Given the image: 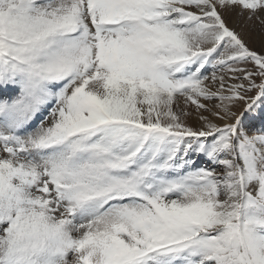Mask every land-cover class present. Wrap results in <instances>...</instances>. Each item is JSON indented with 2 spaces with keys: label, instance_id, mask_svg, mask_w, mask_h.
Masks as SVG:
<instances>
[{
  "label": "snow or ice",
  "instance_id": "obj_1",
  "mask_svg": "<svg viewBox=\"0 0 264 264\" xmlns=\"http://www.w3.org/2000/svg\"><path fill=\"white\" fill-rule=\"evenodd\" d=\"M0 264H264V0H0Z\"/></svg>",
  "mask_w": 264,
  "mask_h": 264
}]
</instances>
